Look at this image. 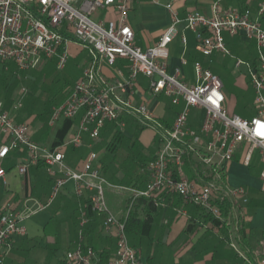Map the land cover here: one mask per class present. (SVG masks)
Listing matches in <instances>:
<instances>
[{
    "label": "built area",
    "instance_id": "2783aa9c",
    "mask_svg": "<svg viewBox=\"0 0 264 264\" xmlns=\"http://www.w3.org/2000/svg\"><path fill=\"white\" fill-rule=\"evenodd\" d=\"M132 1L0 0V72L9 70L8 62L20 72L34 69L47 60H54L56 68L63 70L69 60L70 43L81 46L89 55L88 63L81 68V75L71 85L66 98L52 107L49 126L65 119L73 120L66 136L57 145L35 141L30 124L16 121V111L22 107L27 93L25 86L20 85L14 92L8 109L0 100V183L7 186L1 162L15 150L25 153L14 165L18 175L27 176L31 166L42 164L52 180L46 203L28 197L20 207L10 201L0 205V264L12 249L15 238L26 234L23 221L48 207L68 181L74 183L73 193L77 199L87 200L92 212L103 215L101 228L113 233L115 250L105 262H99L91 247L78 244L66 252L63 264H145L140 250L130 245L125 231L126 218L138 198L151 199L158 205V195L176 194L184 203H192L236 229L239 222L236 218L231 221L229 214L236 215L239 206L225 213L221 204L231 197L244 195L242 187H230L224 181L225 168L234 159L241 143L246 145L244 159L247 163L256 153L260 155V181L264 190V27L260 24L264 0L255 15L248 8H223L219 1H214L210 15L189 10L183 17L174 7V0L164 3L150 0L166 8L170 24L158 40L145 49L135 44L134 31L128 23ZM110 8L112 18H92L98 10ZM181 24L194 33L195 49L205 57L214 52L229 53L224 34L254 43L258 64L252 67L235 58L233 66L235 77L242 74V65L247 67L254 94L253 116L244 118L228 112L221 78L200 61L193 63V83L183 78L179 66L173 73L168 72V46ZM181 41L185 44L184 35ZM117 58L128 61V75L112 81L101 73L100 64L104 60L113 65ZM180 62L186 64V58L181 57ZM139 75L148 79L151 95H163L179 107L170 126L159 134V147L147 167L148 180L142 188L109 182L97 165V153L91 148L106 124L122 125L119 120L124 113L136 118L141 125L150 127L156 123L160 126L145 103H134ZM191 108L202 110L201 123L196 129L189 126ZM84 136L91 140L87 144L90 149L81 159L80 167L72 168L65 161V151L68 147H80ZM187 156L203 166L201 173L194 171V178L184 171V157ZM107 192L129 200L124 208L113 211L108 205ZM80 215L79 225L83 226L87 218L82 208ZM228 244L247 264H255L239 249L231 233Z\"/></svg>",
    "mask_w": 264,
    "mask_h": 264
},
{
    "label": "crops",
    "instance_id": "0c3cea01",
    "mask_svg": "<svg viewBox=\"0 0 264 264\" xmlns=\"http://www.w3.org/2000/svg\"><path fill=\"white\" fill-rule=\"evenodd\" d=\"M167 1L169 0H162L163 3ZM214 1H219L223 8H248L253 15L256 14L262 2V0H174L173 4L179 15L183 17L189 10H197L205 15H210L211 4ZM142 3L158 4L150 0H133L130 4L128 23L134 31V42L137 46L145 49L152 46L169 26L170 14L163 7L169 16V21L163 23V27L158 31L151 32L149 41L145 45H142V39L138 38L137 35L139 27L136 22H133L134 18L132 16L134 5ZM93 17L94 19H109L113 17V11L111 8L98 10ZM260 24L264 27V13L260 16ZM179 26L180 29L178 28V33L174 37V39H177V44L173 42V39L168 46L167 70L169 73H173L174 68L179 66L183 78L188 83H193L194 61H200L206 68H210L204 59L205 56L195 49L194 33L186 29L183 24ZM187 32L191 34L190 38ZM181 35L185 36V44L181 41ZM224 38L226 47H229L228 49H237L238 53L249 55L248 61L245 62L250 63L252 67L258 64L253 42L246 43L239 37L228 34H224ZM68 49V62L71 60L77 61L76 67L79 71L77 78H79L81 68L88 63V52L75 43H70ZM181 57L186 58V64H181ZM236 58L241 59L242 57L238 56ZM252 62H255V65H252ZM127 65L128 61L123 58H117L113 65H109L106 61L102 60L100 70L107 79L113 81L127 77ZM231 72L234 75L233 68ZM241 76L242 74L236 77L234 76V78H240ZM149 94L148 79L139 75L133 95L134 103H145L159 121L170 119V126L179 107L172 105L169 99L163 95L153 96L150 94V96ZM226 97L228 99L227 95ZM0 100L3 101L2 98ZM193 109L201 110L200 108ZM201 115L202 110L196 117L192 118L189 113V126L195 129L198 128L201 123ZM78 120L76 118L75 122H78ZM119 121H121L122 125L119 126L114 123L112 131L107 130L108 126H104L98 140L92 143L91 148H93V144L99 145L105 138L109 142L113 133L118 128L124 134L127 133L124 131L125 127L135 126V123H138L136 118L126 113L122 114ZM60 123L50 127H58ZM30 129L31 136L36 141L34 138L36 133L34 134L31 126ZM155 135L156 137L159 136L153 130L151 138L145 137V141L140 140L141 145L147 146L150 141L155 140ZM54 141V134L50 133L49 138L43 144L55 146L58 143L53 145ZM90 142L91 140L87 136H84L83 144L80 147H73V149L80 150V157L71 158L68 155V149L70 147L66 149L65 161L70 167L73 168L75 165L78 166L76 168L80 167L81 159L86 156L90 149L87 145ZM158 147L159 142L156 144L155 151L151 150L152 155L155 154ZM245 147L246 145L243 143L237 147L234 159L225 168L224 181L226 185L230 187H242L244 189L243 196L230 198L235 203V207H239L236 210V215L229 214V219L234 222L236 218L239 222L238 227L243 226L246 229L249 239L248 245L253 256V261L255 264H264V190L261 189L260 181L262 167H260L257 173H254V162L258 154L256 153L252 161L247 163L244 159ZM23 155H25L24 151H11L1 162L6 172L5 179L7 186L4 187L0 183V205L10 201L15 207H20L24 199L28 197L38 200L41 203H46L49 199L52 180L46 174L42 164L31 166L27 176L22 177L16 173L14 165L17 159ZM115 167H118V165L115 164ZM122 176V171L119 170L116 173V179L121 180ZM118 184L125 183L121 181ZM73 187L74 183L68 181L48 207L32 213L23 221L26 234L15 238L12 249L7 253L1 264H63L66 252L73 250L78 244L82 245L80 243V235L77 232L76 220L74 219V202H76L77 198L73 193ZM44 192H46L48 198L43 200L42 197L45 196ZM123 199L124 197L122 196L107 192L108 205L113 211L121 208ZM156 199L160 202L158 205L141 206L139 218L148 220L147 226L142 231L131 235L128 239L131 246L140 250L142 262L145 264H247L242 258H238L235 255V252L228 244L229 233L236 240L238 227L234 229L232 226H227V235L225 237L221 234L220 229L214 225L203 224L196 218L192 221L187 207L183 203L176 204L173 196L160 194ZM93 218H96L98 222L97 231L100 236L96 240L98 251L103 253V256H99L98 252L94 251L95 258L99 262H105L114 253L115 237L112 232L107 233L102 230V216L92 213L90 214V219L92 220ZM238 247L242 250L239 245Z\"/></svg>",
    "mask_w": 264,
    "mask_h": 264
},
{
    "label": "trees",
    "instance_id": "16d2710c",
    "mask_svg": "<svg viewBox=\"0 0 264 264\" xmlns=\"http://www.w3.org/2000/svg\"><path fill=\"white\" fill-rule=\"evenodd\" d=\"M237 55L239 57L241 55L244 61H248L249 59V55L247 54L245 55L237 53ZM252 65H255V62H252ZM52 68L53 61L48 60L42 62L34 69L20 71V74L18 75L16 74L17 71L14 69V67L9 64L8 71L0 72V98H2L4 101L3 107L5 109H8L11 105L10 96L18 83L27 85L32 89L33 92L39 91L37 97H33V95H29V97L28 95L25 96V106L23 110L26 112V114L30 115L32 113L33 106L41 97H43L42 108L39 113L42 127L39 133H37L34 138L37 142H45L49 138L50 133H53L55 138V141L53 143L54 145L62 141L73 120L65 119L60 123L58 127L55 128H52L48 125V119L51 114L52 107L63 102L66 96L64 90L68 86L65 83L61 86L56 87L55 83L57 82V80H55L56 78L52 73ZM16 121L21 122L23 121V119H21L20 117H16ZM157 123L160 126H157V124L154 123L150 126V128L156 131V133L159 135L163 129L169 126L170 119H164L160 121L157 119ZM106 126H108L107 130L112 131L114 123H108L106 124ZM148 127L149 126L135 123L136 137L133 138V140L126 138L124 134L116 131L113 133L111 140L104 143V147H101L98 144H93V149L98 155L97 165L99 166L102 175H104V177L109 182L118 184L122 181L123 183H125L124 185L138 188H142L145 186L148 180L147 167L153 160L154 155H152V151H150L148 154L142 153V151L140 150V142L138 140L137 134ZM68 155L71 158L80 157L81 153L79 149H73V147H70L68 149ZM115 164L118 165V167H115ZM76 167L78 166L75 165L73 168ZM119 170H121L123 174L121 180L116 179V173ZM184 170L188 177L193 178L194 171H198L199 173H201L203 170V166L191 156H187L184 157ZM44 195L45 196L43 197L41 195L38 196L42 197L43 200L48 198L46 196V192H44ZM170 196H173L176 204L183 203L187 207L190 214V219L192 221H194V218H196L203 224H209L212 226L214 225L218 227L221 234L226 237L227 226L224 224V222L215 219L208 212L203 211L202 208L193 205L192 203H184L182 198L176 194H171ZM128 200L129 198L124 197L121 208H124V205ZM152 204H154L153 200L146 198H138L133 202L125 221V231L128 239L131 235L142 231L147 226L148 220L139 218V210L142 205L150 206ZM221 207L225 210V213H227L229 209L235 207V203L231 199H226L222 202ZM80 208L85 211L87 218L83 226L79 225L81 219ZM74 213V219L76 220L78 230L77 232L78 235H80V243L82 244V246H89L93 249V251L98 252L99 256H103V253L98 251L96 242V240L100 238L97 231L98 222L96 218H93L92 220L90 219V214L94 212L91 211L88 201L83 199H76V202H74ZM98 216L103 217V215ZM236 241L240 248L245 252L246 256L250 260H253L252 253L248 245L249 239L247 231L243 226L237 228ZM235 255L240 258L236 252Z\"/></svg>",
    "mask_w": 264,
    "mask_h": 264
},
{
    "label": "rangeland",
    "instance_id": "374dc122",
    "mask_svg": "<svg viewBox=\"0 0 264 264\" xmlns=\"http://www.w3.org/2000/svg\"><path fill=\"white\" fill-rule=\"evenodd\" d=\"M132 16L134 18L133 22H136L137 26L139 27V32L137 33V35H138V38L142 39V42H143L142 45H145V43L149 41L148 39H149L151 32L158 31L159 29H161V27H163V23L169 21V16L167 12L165 11V9L163 8L162 4H158V5L143 4V3L135 4ZM92 18L94 19L93 16ZM178 28L180 29V26ZM187 35L190 38L191 34L189 32H187ZM173 42L177 44V39L175 38ZM228 50H229V53L227 54L222 53V52H216L211 56L205 57L204 59L208 63L209 68L221 78L224 84V92L228 96V99L226 100V107L228 109V112L231 114L236 113L242 117L249 118L255 114V107L253 104V101H254L253 90L250 85L249 78H247L248 76L247 67L245 65H242L240 67V72L242 73V76L240 78H234V75L231 74L232 73L231 70L232 68H234L233 66H234L235 58L238 57L237 55L238 50L237 49L236 50L228 49ZM240 57L242 56L240 55ZM242 60L244 61V59ZM52 61H53L52 73L56 78L55 80H57V82L55 83L56 87L61 86L66 83L68 86L64 90V93L67 96L68 91L71 85L73 84V81H75L79 75V71L76 67L77 61L75 60L69 61L63 70H58L56 68L55 61L54 60ZM8 64H10L11 66H14L12 62H8ZM16 74L19 75L20 72H17ZM20 85H23L27 88V93L25 96L27 95L28 97L29 95H33V97L38 96L39 91L33 92L32 89L28 87L27 85L18 83V85L15 86L10 96V100L14 92L18 89ZM42 102H43V97H41L37 101V103L33 106L32 113L30 115L26 114V112L23 110L25 106L24 101H23V105L20 108V110L16 111V116L18 118L20 117L21 119H23V121L28 122L32 130L34 131V134L39 133L41 129L40 127L42 126V123L39 118V113L42 108ZM200 111L201 110H196V109L191 108L190 117L191 118L196 117L200 113ZM127 127H125L124 129V131L127 132V133H124V136L126 138L133 140V138L136 137L135 136L136 135L135 126H129L128 128ZM117 132H121L120 128L117 129ZM152 134H153V130L151 128H145L144 130H142L140 133L137 134V137L140 142V140L145 141V137L151 138ZM106 140H107L106 138L102 140L99 145L101 147H104V143L107 142ZM158 142H159V136H157L155 140L150 141V143L147 146L143 144L141 145L140 143V150L142 151L143 154H148L151 150L155 151L156 144H158ZM92 150L94 151L93 148ZM254 167H255L254 173H257L260 167H262V161L260 159L259 154L256 155Z\"/></svg>",
    "mask_w": 264,
    "mask_h": 264
}]
</instances>
